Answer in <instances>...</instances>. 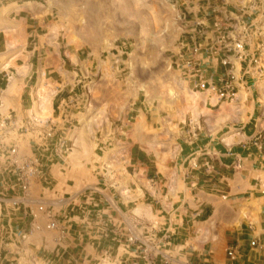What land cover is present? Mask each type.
<instances>
[{"label":"crops","instance_id":"0c3cea01","mask_svg":"<svg viewBox=\"0 0 264 264\" xmlns=\"http://www.w3.org/2000/svg\"><path fill=\"white\" fill-rule=\"evenodd\" d=\"M196 1L182 3H187L190 8ZM225 2L219 0L214 6L208 1L207 7L202 9L206 16L213 17L205 16L203 19L198 18L201 11L198 5L199 12H194L192 23L200 21L204 29L213 31L216 15L213 11L216 10L220 16L233 21L236 35L242 32L248 57L244 65L236 62L235 66L237 74L243 68L248 75L239 85L236 99L217 103L214 98L208 102L207 94L188 92L179 119L183 121L189 115L197 129L185 131L181 124L177 125L170 136H176L177 130L183 138L188 136L189 139L164 146L165 149L160 148L163 146L155 140L154 132L146 128L148 120L139 115L131 123L133 127L125 131L123 127L126 124H123L115 137L106 139L109 154L105 164L103 154L98 153L103 150V132L91 130L92 125L85 115L77 117L73 98L62 94L73 76L65 68L60 51L48 59L53 76L48 78L46 75L43 82L41 46L32 48L30 41L34 33L39 36L38 30L44 31L40 19L48 17L47 10L33 1L24 5L8 3L0 6V36H11L6 44L0 43V118L15 113L21 119L30 117L45 123L49 120L52 125L66 131L71 142L63 162L50 153L43 155L44 173L33 184L54 182L56 173L59 175L63 171L69 183L73 184L72 188L82 176L87 180L96 174L98 180L96 188H83L66 199L50 200L65 202L53 207L58 219L67 225L61 241L57 235H34L43 231L40 227L36 231L28 218L22 225L37 240V243L29 245L34 253L29 259L17 258L12 244H5L3 250L6 253L3 258L0 256V264H102L106 251L113 255L109 264H122V261L127 264L135 253L124 249L123 237L126 230L134 226L138 232L152 239L168 237L165 250L174 258V264H201L208 250L219 248L223 241L237 245L240 251L250 250L247 243L257 235V223H261L262 228L264 224V204H261L259 212L249 207L253 202L260 204L263 201L257 184L264 181V157L249 143L257 134H264V103L259 104L254 99L250 102L247 89L256 69L251 62L260 41L255 21L264 8V0H227V6ZM50 29L49 34L52 32L53 36L57 28ZM252 46L255 51H252ZM11 70L16 72L14 76L9 75ZM219 71H223L222 67ZM37 76L41 78L36 85V101L32 109H26V94L32 79ZM182 88L185 91L184 82ZM243 90L245 96H242ZM259 90L264 96V83ZM40 91L54 93L43 117H39L36 108ZM196 94L200 100L197 109L193 110L191 95ZM214 108L219 112L216 116L212 114ZM202 121L205 122L204 130L200 132ZM236 124L243 125L230 127ZM206 136L212 139L204 145ZM25 151L31 152L28 148ZM4 166L0 164L1 183ZM84 190L88 191L80 193ZM107 191L112 199L107 196ZM39 197L44 200L45 193ZM30 199L33 205L40 203L31 196ZM23 211L26 213V208ZM22 213L20 211L18 215L22 216ZM250 225L255 228L253 233L248 230ZM244 226L246 230L242 229ZM226 232L231 234L228 239ZM260 235L264 239V234ZM251 249L260 251L264 257V250ZM263 262L264 259L251 264Z\"/></svg>","mask_w":264,"mask_h":264},{"label":"rangeland","instance_id":"374dc122","mask_svg":"<svg viewBox=\"0 0 264 264\" xmlns=\"http://www.w3.org/2000/svg\"><path fill=\"white\" fill-rule=\"evenodd\" d=\"M29 1L40 4L48 12V17L40 19L44 31L38 30L39 36L34 33L30 41L32 48L35 45L41 46L39 48L43 53V82H45L46 75L48 78L53 76L48 59L53 53L60 51L65 68L70 70L73 76L72 81L65 85L62 94L73 98L77 117L85 115L92 125L91 130L103 132V150L98 153L103 154L104 164L109 154L107 152L109 144L105 143L106 139L109 136L115 137L123 124H126L123 127L125 131L133 127L131 123L139 115L148 120L146 128L154 132V138L160 141L159 146H163L160 147L162 149H165L164 146L177 144L182 139H189L188 136L183 138L177 130L176 136L169 134L180 124L185 131L197 129L189 115L188 119L183 121L179 119L180 111L185 107L190 91L185 83V91L183 90L181 74L172 67V63L188 34L186 32L192 31L191 23L194 12H199L198 5L201 6L198 18L203 19L206 15L202 7H207L208 1L210 5L215 6L219 0H197L198 2L196 1L190 8L182 1L192 2L193 0H0V6L8 3L24 5ZM225 1L224 5L227 6V0ZM19 12L21 11H17ZM206 12L210 13L208 9ZM211 16L206 17L211 18ZM255 25L257 36L260 38L256 55L261 60L253 71V78L247 89L250 102L254 99L261 104L264 103V96L259 90L261 83H264V8L258 14ZM50 27L57 28L56 32L53 31V36H51L52 32L49 34ZM234 34L233 28L229 35L234 37ZM240 37L243 40L242 32ZM10 38L9 34L0 36V43L6 44ZM252 51H255L254 46H252ZM15 74L16 72L12 70L9 72L10 76ZM5 78L9 81L8 77ZM40 78V76L33 78L29 85L30 88L25 98L26 109L33 107L38 92L36 85ZM40 93L47 96L50 92L40 91ZM212 110L213 116L219 114L216 108ZM127 119L129 122H126ZM96 122L99 124L96 125ZM204 124L205 122L202 121L200 132L204 130ZM242 125L236 124L230 127L239 128ZM211 139L210 136L204 137V145ZM63 173L65 172H60L59 175L56 173L57 180L54 182L43 185L33 184L31 198L40 200V194L45 193L46 197L40 202H46L47 199L56 200L58 197L66 199L70 194L83 188L90 189L97 186L96 174L87 180H84L83 176L80 177L79 183L72 188L73 184L69 183L67 174ZM71 179L75 180L74 177ZM13 182L16 183L15 179ZM13 185L9 183L7 187H13ZM4 189L0 187V193L4 192ZM85 191H80V193ZM106 193L112 199L109 191ZM14 196L13 190L9 189L7 197ZM0 198V256L3 258L6 253L3 246L12 244L13 254L17 258L21 256V258L29 259L34 253L29 245L37 243V240L29 234L25 227L23 228L22 222L28 219L23 211L24 208H13L8 204V198L3 199L1 195ZM261 204H264V200L260 204L258 201L253 202L249 207L252 211L258 210L259 212ZM20 211L23 212L22 216L18 215ZM261 225L257 223L258 236L264 234V224L263 228ZM36 226L40 227L43 232L40 234L36 229L37 232L34 235L48 237L57 235L56 232L47 230L46 220L42 216ZM242 229L246 230V227ZM20 234L26 235V239L23 240ZM229 235L231 234L226 232L227 239ZM250 241L247 243L250 250L247 252L239 250L233 260L227 256V251L232 244L223 241L219 248L208 250L201 264L261 262L264 259L263 255L260 251L251 249ZM52 242L54 243V240Z\"/></svg>","mask_w":264,"mask_h":264},{"label":"built area","instance_id":"2783aa9c","mask_svg":"<svg viewBox=\"0 0 264 264\" xmlns=\"http://www.w3.org/2000/svg\"><path fill=\"white\" fill-rule=\"evenodd\" d=\"M213 12L216 13L213 31L204 29L200 21L191 24L192 31L186 32L188 34L175 55L172 67L180 72L189 91L207 94L208 102L214 98L217 99V103L231 102L236 99L239 85L248 75L247 70L243 68L237 74L235 66L236 62L244 65L248 57L247 49L240 34L237 36L234 34V37L229 35L230 30L233 29V21L228 17L220 16L216 10ZM260 60L256 55L251 62L257 66ZM220 67L223 71H219ZM67 134L63 129L52 125L49 120L41 123L35 118L21 119L15 113L0 118V159L2 160L0 164H5L2 173L4 179L2 183L0 182V187L5 189L0 195L4 197L3 199L8 198L7 191L13 190L15 196L8 198V204L13 208H26V216L35 229L37 221L41 216L44 217L47 230L56 232L58 241L64 238L67 225L58 219L53 207L56 204L63 205L65 202L46 200L33 205L30 194L33 183L44 173L43 155L50 153L61 162L68 156L71 142ZM249 145L264 157L263 133L254 136ZM27 148L31 152L26 153ZM3 183L6 185L3 186ZM9 183H13V187H7ZM257 188L264 200V183L258 184ZM248 230L253 233L255 228L250 225ZM125 233L123 247L135 253L128 259L127 264L175 263L174 258L165 250V245L169 243L168 237L152 239L143 232H138L137 226L129 228ZM20 235L23 240L26 239V235ZM250 246L264 250V239L261 235H256L250 241ZM238 253L239 247L234 245L228 249L227 256L233 260ZM112 256L110 251L104 252L101 263L109 264V258Z\"/></svg>","mask_w":264,"mask_h":264},{"label":"bare ground","instance_id":"6f19581e","mask_svg":"<svg viewBox=\"0 0 264 264\" xmlns=\"http://www.w3.org/2000/svg\"><path fill=\"white\" fill-rule=\"evenodd\" d=\"M17 9H20V7L17 8ZM52 96H53V93L52 92H50L49 95H47V96L41 95L40 92L38 93V100L39 101L37 102L36 108H37V112H38L39 117H43V115L45 116V114H46V108L51 103ZM242 96H245V91L244 90L242 91ZM191 98L193 100V104H192L193 105V110H196L197 109V105H198L197 102H199L200 96L198 94L191 95ZM41 123H45V122H41Z\"/></svg>","mask_w":264,"mask_h":264},{"label":"trees","instance_id":"16d2710c","mask_svg":"<svg viewBox=\"0 0 264 264\" xmlns=\"http://www.w3.org/2000/svg\"><path fill=\"white\" fill-rule=\"evenodd\" d=\"M4 89V88H3Z\"/></svg>","mask_w":264,"mask_h":264}]
</instances>
